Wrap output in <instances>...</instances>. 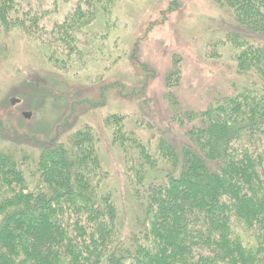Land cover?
I'll return each instance as SVG.
<instances>
[{
  "label": "trees",
  "instance_id": "16d2710c",
  "mask_svg": "<svg viewBox=\"0 0 264 264\" xmlns=\"http://www.w3.org/2000/svg\"><path fill=\"white\" fill-rule=\"evenodd\" d=\"M74 1L52 35L41 36L49 31L42 0H0V28L19 25L67 49L75 40L69 30L89 24L107 0ZM217 2L234 29L221 45L246 85L203 111H184L171 90L180 75L167 76L166 111L155 101L150 116L167 123L166 135H137L119 114L106 119L125 192L139 208L130 220L120 214L92 127L36 149L0 145V264H264V0ZM48 51L67 69L76 47ZM141 116L136 124L153 130Z\"/></svg>",
  "mask_w": 264,
  "mask_h": 264
},
{
  "label": "rangeland",
  "instance_id": "374dc122",
  "mask_svg": "<svg viewBox=\"0 0 264 264\" xmlns=\"http://www.w3.org/2000/svg\"><path fill=\"white\" fill-rule=\"evenodd\" d=\"M74 4L42 0L43 24L49 31L38 35H52L50 30ZM99 10L79 31L69 30L75 40H69L67 49L19 25L0 28V145L36 149L92 127L120 214L130 220L139 208L125 192L121 151L106 119L119 114L125 116L123 128L137 135H166L167 123L150 116L151 103L166 111L167 76L175 80L179 73V84L171 90L182 110L196 112L233 96L246 82L236 71L229 46L221 45L234 29L229 11L217 0H107ZM59 37H66L65 32ZM71 44L76 53L67 69L48 59V50L66 53ZM215 48L220 56L208 57ZM12 98L20 102L12 104ZM28 112L30 117L25 116ZM140 114L146 124L153 123V130L136 124Z\"/></svg>",
  "mask_w": 264,
  "mask_h": 264
},
{
  "label": "water",
  "instance_id": "95a60500",
  "mask_svg": "<svg viewBox=\"0 0 264 264\" xmlns=\"http://www.w3.org/2000/svg\"><path fill=\"white\" fill-rule=\"evenodd\" d=\"M20 100L19 99H16V98H12V104H16V103H19ZM25 116L26 117H30L31 116V113H25Z\"/></svg>",
  "mask_w": 264,
  "mask_h": 264
}]
</instances>
